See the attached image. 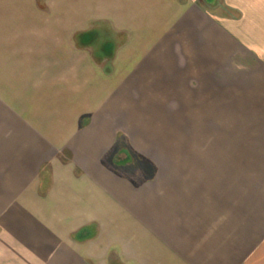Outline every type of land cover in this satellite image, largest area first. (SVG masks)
Here are the masks:
<instances>
[{"label":"crops","instance_id":"obj_1","mask_svg":"<svg viewBox=\"0 0 264 264\" xmlns=\"http://www.w3.org/2000/svg\"><path fill=\"white\" fill-rule=\"evenodd\" d=\"M0 264H264V0H0Z\"/></svg>","mask_w":264,"mask_h":264}]
</instances>
